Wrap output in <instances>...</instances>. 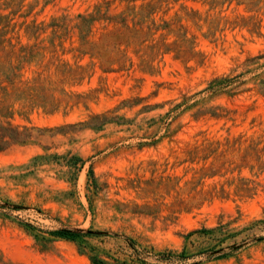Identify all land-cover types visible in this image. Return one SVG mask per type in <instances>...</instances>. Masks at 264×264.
<instances>
[{"label": "rangeland", "instance_id": "1", "mask_svg": "<svg viewBox=\"0 0 264 264\" xmlns=\"http://www.w3.org/2000/svg\"><path fill=\"white\" fill-rule=\"evenodd\" d=\"M7 123L0 264H264V0H0Z\"/></svg>", "mask_w": 264, "mask_h": 264}, {"label": "trees", "instance_id": "2", "mask_svg": "<svg viewBox=\"0 0 264 264\" xmlns=\"http://www.w3.org/2000/svg\"><path fill=\"white\" fill-rule=\"evenodd\" d=\"M23 142V132L19 131L16 126H12L11 124L7 123L6 125L0 124V151L6 149L12 143ZM264 222V220H261ZM200 232L205 233L209 232V229H202ZM51 233L57 237L65 238V239H77L80 240L83 236L92 234V233H81L76 232L68 228H61L51 231ZM131 243V241L129 240ZM182 255V253H181ZM138 257H134L137 259ZM90 260L94 264H106L102 259H98L95 256H91ZM132 264L133 261L131 260Z\"/></svg>", "mask_w": 264, "mask_h": 264}]
</instances>
